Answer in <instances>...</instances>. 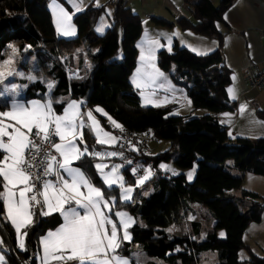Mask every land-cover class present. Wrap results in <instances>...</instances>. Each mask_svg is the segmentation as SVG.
<instances>
[{
	"label": "trees",
	"instance_id": "obj_1",
	"mask_svg": "<svg viewBox=\"0 0 264 264\" xmlns=\"http://www.w3.org/2000/svg\"><path fill=\"white\" fill-rule=\"evenodd\" d=\"M48 1L0 0V61L9 46H14V65L34 79L23 99H51L55 112L62 110L66 100L76 99L89 109H103L122 129L137 133L152 131L153 139L169 142L165 151L146 156L155 168L160 161L172 160L180 169L197 163L191 182L183 173L153 174L134 187L130 201L115 199L112 210H126L136 220L129 227L130 240L121 242L117 252L127 257L130 264H141L133 257L135 245L148 259L143 264H198L200 255L209 251L217 253L216 264H264V256L253 253L243 241L248 225L260 221L264 201H258V194L246 190H242L238 199L226 194L242 183V176L234 175L232 168L264 177V137L229 139L226 127L216 118L217 113L232 111L235 107L225 92L229 72L223 64L222 32L218 28V24H224L222 15L232 0H220L217 6L210 0L195 3L184 0L190 5L191 19H176L181 29L216 39L215 51L198 56L174 45L171 52L161 50L157 54L158 66L170 71L172 82L185 89L192 107L206 110L199 117L172 115L170 107L140 105L137 91L129 81L136 64L135 43L141 32L142 21L138 14L127 6L112 5L108 26L97 34L95 28L105 7L89 4L72 15L76 35L65 39L56 34ZM153 21L158 25H171L158 18ZM84 52L92 67L83 78L75 79L69 75L70 61L73 55L80 56ZM6 106L5 96L0 97V111ZM257 114L264 118V110H258ZM97 116L104 126H109L105 117ZM84 139L90 151L102 147L95 143L87 129H84ZM229 159L231 166L226 165ZM93 162V158L85 157L77 163L93 184L105 188L106 196L116 197L117 188L103 185L92 167ZM124 172L122 169V174ZM134 181L135 178H129L124 183L134 184ZM149 186L153 187L152 192L148 196L141 195ZM240 204L247 205L246 209L241 211ZM194 205L207 210L211 228L201 235L199 223L190 221L188 232L169 234L166 229L179 224ZM33 212V221L25 229L28 233L26 250L18 249L13 229L0 218V237L4 241L0 250L6 264H19L28 259L37 248L39 236L60 222L58 214L44 217L37 210ZM218 230L223 231V237L217 235ZM240 251H245L246 260L239 259ZM30 264H35V258Z\"/></svg>",
	"mask_w": 264,
	"mask_h": 264
},
{
	"label": "snow or ice",
	"instance_id": "obj_2",
	"mask_svg": "<svg viewBox=\"0 0 264 264\" xmlns=\"http://www.w3.org/2000/svg\"><path fill=\"white\" fill-rule=\"evenodd\" d=\"M66 2L73 8V14L80 10L82 0ZM53 6L58 31L65 36L74 35L72 16L55 0ZM96 30L102 33L103 25ZM153 43L163 47L158 41ZM192 51L207 55V51ZM153 59V49L150 48L147 54L142 51V67L132 81L137 88L155 83L158 77H163L159 68L150 63ZM11 63L10 58L4 65ZM148 68L152 71H148ZM5 78V72L0 71V84L4 83ZM48 87L51 89L52 85ZM228 92L233 99L236 98L234 89L229 88ZM5 95L13 99L8 110L0 111V205L3 206L0 217H5L14 227L18 247L26 250L25 237L28 233L21 230L32 223L35 215L32 209L39 207L43 216L58 213L62 217L60 227L47 232L41 239V264H51L53 261L58 264H129L128 259L120 256L117 250L122 241L130 240L127 229L135 221L127 213L117 211L114 215L119 221L118 228L110 215L115 199L106 196L104 187L93 184L77 163L85 157L105 160L109 156L122 155L90 151L84 139L85 127L94 134L95 143L99 145L109 144L116 137L104 131L92 111L82 113L78 102L67 104L62 114H56L51 99L45 103L31 101L28 104L16 100L14 97L19 95L16 85L0 91V97ZM245 109L246 106H241V112ZM95 112L106 116L123 130L103 109L97 107ZM92 167L106 188L118 185L122 190V199L131 200L133 188L123 184V177L117 174L119 166H112L109 172L105 171L109 168L106 163H94ZM173 175H176L174 171ZM191 178L190 172L188 179ZM145 179L147 176L137 183L143 184ZM3 243L0 237V246ZM3 261L4 257L0 254V264Z\"/></svg>",
	"mask_w": 264,
	"mask_h": 264
},
{
	"label": "crops",
	"instance_id": "obj_3",
	"mask_svg": "<svg viewBox=\"0 0 264 264\" xmlns=\"http://www.w3.org/2000/svg\"><path fill=\"white\" fill-rule=\"evenodd\" d=\"M196 1L197 0H189V3H195ZM210 1L214 6H216L214 4V0ZM55 2L56 4H59L61 7L65 8L71 16L73 15V8L66 2V0H55ZM137 2L141 5H145L143 6L144 8L139 10ZM89 4L95 7H105L103 12L109 7V14L112 9L110 0H98V4L97 0H82L80 10L76 11L75 13L82 11ZM189 6L190 5H186L184 3V0H128L127 7L134 13L138 14L142 21L141 32L135 43L136 64L130 73L129 81L132 87L137 91L141 106L170 107V113L172 115L184 117H199L205 114L206 110L194 109L189 99L187 98L185 89L179 85L174 84L170 78V71H163L157 64L158 52L161 50L171 52L173 50L174 45L186 48L195 55L198 54L192 51V49H197L199 51H207V54L216 50L218 46V42L216 39L195 33L191 30H183L177 25L176 19L179 17L191 19V9ZM47 7L50 12L56 34L59 37L65 39L73 38L76 35V28L73 23L71 22V24L75 28V34L69 36L62 35L61 32L58 31L56 26L57 15L54 11L53 0L48 1ZM138 12L143 13L142 17L139 15ZM154 18L167 21L171 23V25H158L154 23ZM222 19L224 24H218V28L222 32L221 53L223 58V64L229 72V83L225 87V92L229 101L233 102L235 107L232 111H222L217 113L216 118L218 119L220 124L226 127L227 136L229 139L247 138L255 140L258 138H262L264 137V118L258 116L257 111L264 110V86L258 89L249 87L244 80L243 71L245 68L250 66H255L256 68L260 69L264 65V36L262 35L264 29V0H232L229 7L224 11ZM169 39L171 40L170 45ZM154 41H158L160 45H163V47H160L157 44L153 43ZM150 48L154 50V59L151 60L150 63L155 64V66L159 68V70L164 75L163 77H158L155 83H148L142 86L141 88H137L132 81L133 78L137 76V70L142 67V51L147 54ZM91 67L92 63L87 53L84 52L80 56L73 55L70 61V76H73L75 79H81L85 76L87 72L90 71ZM148 71H152V69L148 68ZM12 74L10 75L8 81L10 82V86L16 85L18 87L17 92L19 93V95L14 97L16 100L25 104H28L31 101H40L41 103H45L48 101V99L40 98L24 100L23 94L27 89L28 85L34 80L28 79V77L33 76H31V74L26 73L23 69L17 66H15V69L14 71H12ZM17 74L21 75L22 78L17 77ZM233 77H235V79H233ZM229 88L234 89L236 96L235 99H233L231 94L228 92ZM5 98L7 100V106L2 111L8 110V106H10V101L11 99H13V97H9L7 95H5ZM73 101L79 103L80 110L82 113L92 111L93 115L99 121L100 125L103 126L104 131L108 132L106 129V127L108 128V126H104L100 122L97 115L105 117L107 121L108 118L102 115L101 113L95 112L96 108L89 109L86 106H83L79 100H66L62 110L60 112H54L56 114H62L66 105ZM241 106H246V109L243 112H241ZM86 123L90 122L86 121ZM112 125L115 126L114 124ZM115 128L117 127L115 126ZM84 129H87L94 137V134L89 130L88 127H85ZM110 134L116 137V140L109 144L102 145L101 148L96 149L95 151H99L102 153L118 152V136L113 132H111ZM146 154L147 156H154L149 151V147L147 148ZM98 162L106 163L109 165V168H111V166H113V162L118 163V155L115 157L109 156L105 160L94 159L93 164ZM157 165L156 169L158 171H162L157 167ZM119 169V171L122 173V168L119 167ZM105 170L107 171V169ZM234 175L242 176V179L244 178V176H246L245 173L242 174L240 172ZM255 189L248 190L245 188L242 190L254 192L256 194L261 193L260 191H262ZM242 190L237 188L227 191L226 194L235 199H238L241 197ZM258 195L261 196L260 194ZM113 198L115 199V197ZM246 207L247 205H239V209L241 211L245 210ZM2 211L3 206L1 205V212ZM118 211L121 212V210ZM38 212L41 213V209H39ZM54 214L58 213H53L49 216H52ZM58 216L60 219L59 224L53 228L47 229L38 238L37 248L35 250V264H41V257L43 256V246L41 244V239L47 234V232L55 231L57 228H59L62 223V217L59 214ZM0 218L13 229L16 239V245L18 247L17 236L14 227L7 221L5 217ZM260 222H262L261 218L258 223H254L255 225H248L243 235V241L246 245L249 246L253 253L259 256H264V232L260 231ZM249 226H252L250 227L251 230L257 231L256 235L247 232ZM26 228H23L21 231L25 232ZM126 241L128 240L122 242ZM18 249L20 250L19 247ZM240 252L238 254L239 259L242 261L246 260L247 254L245 253L246 255H241ZM0 254H2L4 257V254L1 250ZM119 255L126 258L121 254ZM202 255H204V253H202L200 256ZM147 260L148 259H145V261ZM2 264H6L5 261H3ZM51 264H58V262L53 261L51 262ZM68 264H75V262H68Z\"/></svg>",
	"mask_w": 264,
	"mask_h": 264
},
{
	"label": "rangeland",
	"instance_id": "obj_4",
	"mask_svg": "<svg viewBox=\"0 0 264 264\" xmlns=\"http://www.w3.org/2000/svg\"><path fill=\"white\" fill-rule=\"evenodd\" d=\"M218 2H219V0H214V4L216 6L218 5ZM137 6H138V9L140 10V9H143L144 8L143 6H145V5H141L140 3L137 2ZM108 15H109V7L107 9H105V11L102 12L100 17H99V22H98V24L96 25V28H95V32L97 34H101V32H97V30H96L98 27L103 25L104 30H105V28L108 26V24H109L108 20H107V16ZM139 15L142 17L143 13L140 12ZM15 51H16V48L14 46L10 45L8 50L5 52L4 59L2 61H0V71H4L5 72V77H6L5 80H4V83L0 84V91H3L5 88L11 87L10 86V82L8 80H9L10 75L12 74V71H14V69H15V65L13 63ZM10 58L12 60V63L10 65L5 66L4 62L6 60H9ZM9 73H11V74H9ZM69 75H70V70H69ZM17 77L22 78V76L19 75V74H17ZM112 124L113 123H111V121H109V120L107 121V125L113 126ZM113 127L115 128V126H113ZM106 129H107V131L109 133L112 132L110 128L106 127ZM168 145H169L168 141H165V140L157 141V140L153 139V137H152V139L149 141L148 147H149V151L153 155H156V154H158L160 152L165 151V149L168 148ZM119 163L120 162H119V158H118V163L113 162V166L115 165V166H119L120 167ZM226 165H230L231 166L232 165V160H230V159L226 160ZM119 167H118L117 174L123 177L122 173L119 171L120 170ZM157 167L160 170L165 171V172H167L170 175H173V171L176 174L183 173L185 175V177H186V180L188 182H191L193 180V178H194V175H195V170L197 168V163L194 162V164L190 168L180 169V168H178V167H176L174 165L172 160H170V161H160L158 163ZM166 169H170L171 171L170 170H166ZM110 170H111V168H108L107 171L106 170L105 171L109 172ZM190 172L192 173V178L188 179V174ZM231 172L234 173V174L239 173L237 170H235L233 168L231 169ZM245 175L246 176H244V178L242 179V183H241V185H240V187L238 189L242 190V189L246 188L248 190H254L256 188L255 190H262V191H260L261 193H258V194L261 195L260 199H258V201H264V194H263L264 193V183H260V182H264L263 181L264 177L263 176L254 175V174H251V173H245ZM145 176H147V179H145L144 182H146L151 176V173L149 175V171L147 169H145L144 173L141 176L135 178L134 184H132V183H124V181H123V184L126 187H132L134 189V187H137V186L140 185V184L137 183V181H139L140 179L144 178ZM261 179H263V180H261ZM114 186L117 188V196L115 197V199H118L119 201H125V200L122 199V196H121L122 190L118 187V185H114ZM152 190H153L152 186L146 187L141 192V195L148 196L152 192ZM132 193H133V191H132ZM132 193H131V197H132ZM128 201H130V200H128ZM118 210L119 209H115V210H112V212L115 213ZM121 212L127 213L128 216H130L134 221H136L134 219V217L131 214H129L126 210H121ZM112 219L115 222H117V226L119 228L120 225H119L118 218L115 217L114 215H112ZM261 220H262V222H260L261 223L260 231L264 232V208H263L262 213H261ZM190 221H196L197 223H199L200 228H201V235L204 234L205 230L210 229L211 225H212L211 218H210V215L207 212V210L204 207H202V206L194 205L193 208H192V212L187 213L184 216L183 220H181V222L179 224H174V225L169 226L166 229V231L169 234H177V233L188 232L189 231L188 223ZM251 225H255V224L251 223ZM250 227H252V226H249L247 232L250 233V234L256 235L257 231L251 230ZM127 231L129 233V228L127 229ZM221 233H223V231H221V230L217 231V235L219 237H223L224 236V235L221 236ZM121 234H122V232H121ZM132 251H133V257L135 258V260L138 263L143 264L144 263L143 261H145V259H147V257L144 254V252L140 249V247L135 245V246L132 247ZM240 253H241V255L242 254L246 255L245 252H243V251H241ZM128 261H129V259H128ZM216 263H217V253L216 252H211V251L204 252V255L200 256L199 257V261H198V264H216Z\"/></svg>",
	"mask_w": 264,
	"mask_h": 264
},
{
	"label": "built area",
	"instance_id": "obj_5",
	"mask_svg": "<svg viewBox=\"0 0 264 264\" xmlns=\"http://www.w3.org/2000/svg\"><path fill=\"white\" fill-rule=\"evenodd\" d=\"M128 0H110L113 6L125 7ZM264 36V29L262 32ZM243 77L246 84L251 88H261L264 86V65L258 69L255 66H250L244 69ZM111 131L118 136L117 150L120 167L125 171L123 181L129 178H137L141 176L145 169L150 170L151 175L167 176L165 172L157 171L154 167L153 161L146 158L149 141L153 137L152 131L137 133L128 129L111 128ZM51 178V177H49ZM30 195V194H29ZM39 207H34L33 210H39ZM35 258V252H31L29 258L21 261L19 264H30L31 260Z\"/></svg>",
	"mask_w": 264,
	"mask_h": 264
}]
</instances>
